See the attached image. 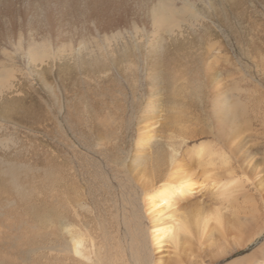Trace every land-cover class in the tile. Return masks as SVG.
Returning <instances> with one entry per match:
<instances>
[{
	"label": "rangeland",
	"instance_id": "rangeland-1",
	"mask_svg": "<svg viewBox=\"0 0 264 264\" xmlns=\"http://www.w3.org/2000/svg\"><path fill=\"white\" fill-rule=\"evenodd\" d=\"M154 1L0 0L1 33H10L13 40L21 34L22 41L39 42L45 37L48 46L42 61L39 57L34 62L16 55L7 58L0 50V86L4 88L0 99V264L52 260L58 264L59 235H48L54 230L37 216L47 206L57 210L60 206L58 188L66 155L71 160L77 155L81 166L91 171L99 160L90 150L98 135L101 141L116 142L126 150L150 131L154 140L183 133L176 137L180 141L193 130L209 129L203 108L214 87L230 94L236 93L232 89L237 86L248 111V124L241 133L247 142L229 155L230 174L222 170L218 174L220 182L240 181L234 187L236 199L220 204L214 192L219 182L216 187L195 186L173 216L193 221L196 214L216 207L230 215L264 198V0H173L180 10L175 19L181 27L172 36L161 30L160 39L149 20ZM188 2L194 4L191 9ZM194 12L196 18L191 17ZM5 50L13 53L9 47ZM167 70L170 76L165 80L154 76ZM213 73L217 84L209 79ZM178 127L183 131H177ZM199 136L185 137L180 157L187 158L185 151L203 142L218 145L209 133ZM139 194L135 205L147 227ZM166 215L164 225L174 218ZM262 219L245 220L240 236L228 234L224 242L216 232L211 241L206 234L201 242L197 236L181 240L177 247L181 264H264V232L247 242ZM244 241L247 245L240 246ZM160 246L148 244L151 264H170L173 247L166 238ZM221 253L223 257L218 258Z\"/></svg>",
	"mask_w": 264,
	"mask_h": 264
},
{
	"label": "bare ground",
	"instance_id": "bare-ground-1",
	"mask_svg": "<svg viewBox=\"0 0 264 264\" xmlns=\"http://www.w3.org/2000/svg\"><path fill=\"white\" fill-rule=\"evenodd\" d=\"M189 2L186 4L191 9L194 4L192 5ZM179 11L175 8L173 0H155L148 12L150 23L153 25L152 32L157 37H160V31L164 30L168 36H172L175 32L174 30L181 27L180 20L175 19ZM195 12L197 13V11ZM196 13L191 17L196 18L198 15ZM108 23L109 21L106 24L108 25ZM126 24L128 25V23ZM7 34L0 32V50H2L1 52L7 58H14L16 55L27 59V62H34L39 57L40 61H42V58L48 53L45 37H40L41 40L39 42L33 38L22 41L21 34H18L17 40L11 39L12 35H9L10 33ZM104 46L105 44L102 47ZM7 47L12 49L13 53H6L5 49ZM206 50L208 49L206 48ZM168 73L169 70L154 74V76L156 78L163 77L165 80L170 76ZM208 73L206 71L205 76ZM213 74L214 77L212 76V79H209L217 84L218 80L216 79L218 78L215 77V73ZM0 77H2L1 72ZM206 79L209 82L208 77ZM210 84L213 85L212 82ZM2 87L0 86V99L3 98L4 88L1 89ZM166 87H163L164 90ZM214 88L215 92L213 90V92L209 93V96L205 99V104H207L203 108L208 117L206 118L208 120L206 124H208L209 129H205L204 127V129L193 130L189 133L190 135L187 133L188 135L182 136V139H179L180 141H177L176 137L180 136L178 134L181 133H177L176 135L169 134L168 136H162V138L164 137L163 139L154 140V136L152 134L149 135L150 131L145 136L137 138L138 140L135 147H132L133 149L126 150L117 145L116 142L112 143L109 140V142L101 141V136L98 135L96 143L90 147V150L99 160L97 167L95 166V169L91 171L81 166L82 162H79L77 155L75 156L74 154L73 160L68 155L64 157L61 182L59 184L60 188H58L61 189L60 206L58 210L53 208V206H47L45 212L43 211L42 214L37 216L39 222L45 224L47 229L50 227V230L55 231L47 233L48 235L55 233L59 235V244L55 241L57 242L56 246L58 245L57 248L60 256L58 264H151L148 244L150 243L154 248L159 249L162 238H166L169 245L173 247L174 257L169 263L181 264L177 254V247L181 240L186 242L191 240L192 237L197 236L196 239H199L201 242V239L204 238L203 235L206 234L205 238L209 237V241H211L210 237H213V234L216 232L219 235V240H223L224 242L228 234L240 236L239 233L243 230L245 220L260 222L262 217H264V198L261 197L256 203H252L248 210H235L230 215L222 214L221 208L216 207L208 210L209 212L207 213L201 210V213L204 214H196L193 221H189L184 215L176 218L173 216L174 210L181 205V202H184L183 200H186L185 198L195 186L203 187L210 185L214 187L216 182H219L220 185L214 192L218 196L217 199L220 204L222 202L230 204L235 198L233 192L236 191H234V187L240 181L220 182L221 175L218 174L221 170L226 175L230 174L228 172L231 170H229L231 168L229 167V155L236 154L243 147L242 145L247 142V139L241 133L242 129H246L248 124L247 119H245L248 111L241 97L238 96L239 91L237 92V86H233L232 89L236 93L231 92L230 94H228L230 91L223 93L219 88ZM9 92H11L10 89ZM241 121H243L242 124H240ZM177 131L181 132L183 130L181 127H178ZM206 133L214 137V140L218 143L217 146L211 145L212 143L203 142L198 146L194 145V147L188 148L187 151L184 150L185 155L188 153L187 158L186 156L185 159L183 156L180 157L179 148L185 142V137L191 138ZM250 137L249 139H251ZM116 138L117 136L112 139ZM78 151L80 150L78 149ZM182 154L184 155V153ZM192 155L195 157L193 160ZM191 164H195V168L200 170L199 174L194 171ZM197 183L199 185H196ZM139 192L141 193V195L139 194L141 196V209L148 221L147 227L142 223L140 210L135 205L137 203L136 194ZM131 195L133 196L132 198ZM166 213L168 218H174L171 219L169 224L164 225L162 220ZM262 220L260 224L258 222L254 230L252 229L254 231L253 235L247 239V242L252 241L255 236L264 232V218ZM234 241L236 244L238 243L237 240ZM48 242L51 243L50 241ZM244 242L239 245L245 247L247 242ZM205 245L207 246V244ZM53 246H55V243ZM212 247L214 248V246ZM222 254L218 258H222ZM251 255L252 253L249 255L250 259ZM50 263L52 264L54 261L52 260L47 264Z\"/></svg>",
	"mask_w": 264,
	"mask_h": 264
}]
</instances>
